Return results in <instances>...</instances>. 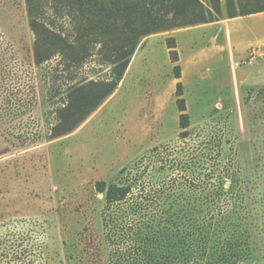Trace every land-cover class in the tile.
<instances>
[{"label": "rangeland", "instance_id": "1", "mask_svg": "<svg viewBox=\"0 0 264 264\" xmlns=\"http://www.w3.org/2000/svg\"><path fill=\"white\" fill-rule=\"evenodd\" d=\"M48 17L54 21L51 13ZM55 21L69 29L60 15ZM35 40L26 0H0L5 58L0 89L13 110L22 107L19 115L4 114L0 122V235L10 228L33 229L44 242L35 264H110L104 196L97 184L116 181L155 147L184 146L179 83L191 142L205 141L210 151L222 143L228 155H237L242 178L262 197L264 13L144 38L118 90L74 132L54 140L49 125L56 121L51 113L60 99L52 97L48 71L35 63ZM168 44L176 45L178 63ZM99 60L90 59L74 80L62 73L53 79L62 87L105 78L108 70ZM258 207L264 212L261 200ZM254 250L245 264H264V232Z\"/></svg>", "mask_w": 264, "mask_h": 264}, {"label": "trees", "instance_id": "2", "mask_svg": "<svg viewBox=\"0 0 264 264\" xmlns=\"http://www.w3.org/2000/svg\"><path fill=\"white\" fill-rule=\"evenodd\" d=\"M35 34L37 67L50 74L56 109L51 140L79 128L119 88L142 40L175 29L264 13V0H26ZM51 13L54 21L48 17ZM67 20L59 26L58 16ZM226 17V18H225ZM50 18V19H49ZM178 63L175 44H168ZM0 50V69L4 71ZM98 57L105 78L88 77L58 87L60 73L77 71ZM56 60V62H54ZM177 78L181 66L175 67ZM52 82V83H51ZM183 147H155L112 183L101 181L102 222L110 264H245L264 232L259 195L241 176L237 155L222 143L210 151L191 142V120L178 85ZM0 89V122L17 116ZM8 114V115H4ZM37 143L33 141L32 144ZM31 228L0 235V264H35L44 242Z\"/></svg>", "mask_w": 264, "mask_h": 264}, {"label": "crops", "instance_id": "3", "mask_svg": "<svg viewBox=\"0 0 264 264\" xmlns=\"http://www.w3.org/2000/svg\"><path fill=\"white\" fill-rule=\"evenodd\" d=\"M218 23V22H217Z\"/></svg>", "mask_w": 264, "mask_h": 264}]
</instances>
